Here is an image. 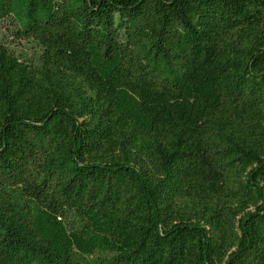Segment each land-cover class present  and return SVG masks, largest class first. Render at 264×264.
I'll return each instance as SVG.
<instances>
[{
	"label": "trees",
	"instance_id": "obj_1",
	"mask_svg": "<svg viewBox=\"0 0 264 264\" xmlns=\"http://www.w3.org/2000/svg\"><path fill=\"white\" fill-rule=\"evenodd\" d=\"M0 264H264V0H0Z\"/></svg>",
	"mask_w": 264,
	"mask_h": 264
},
{
	"label": "rangeland",
	"instance_id": "obj_2",
	"mask_svg": "<svg viewBox=\"0 0 264 264\" xmlns=\"http://www.w3.org/2000/svg\"><path fill=\"white\" fill-rule=\"evenodd\" d=\"M12 25L8 27H4L5 31V39L9 41L12 46H15L17 50L23 51L24 53L30 55L34 51V47L31 46V43L26 41L25 39H21L17 36V34L11 31Z\"/></svg>",
	"mask_w": 264,
	"mask_h": 264
}]
</instances>
